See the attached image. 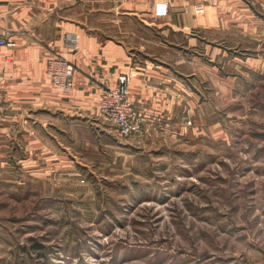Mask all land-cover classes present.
Here are the masks:
<instances>
[{"label":"rangeland","instance_id":"374dc122","mask_svg":"<svg viewBox=\"0 0 264 264\" xmlns=\"http://www.w3.org/2000/svg\"><path fill=\"white\" fill-rule=\"evenodd\" d=\"M257 43L207 56L219 82L186 105L182 132H84L31 166L0 142V264H264Z\"/></svg>","mask_w":264,"mask_h":264},{"label":"crops","instance_id":"0c3cea01","mask_svg":"<svg viewBox=\"0 0 264 264\" xmlns=\"http://www.w3.org/2000/svg\"><path fill=\"white\" fill-rule=\"evenodd\" d=\"M208 1L0 0V33L12 43L0 47V142H11L12 160L31 166L61 157L55 148L81 144L84 132L115 133L96 106L99 91L122 73L143 136L182 132L186 105L196 96L203 103L211 77L219 82L211 60L231 45H264V0ZM158 2L166 3L165 16L153 15ZM66 35L78 36L76 50L64 46ZM55 55L73 65V88L51 83L46 63Z\"/></svg>","mask_w":264,"mask_h":264},{"label":"built area","instance_id":"2783aa9c","mask_svg":"<svg viewBox=\"0 0 264 264\" xmlns=\"http://www.w3.org/2000/svg\"><path fill=\"white\" fill-rule=\"evenodd\" d=\"M212 3V0L208 1ZM196 11H202L203 5H195ZM167 7L165 2L153 5V15L165 16ZM77 35H66L64 46L70 50L77 49ZM12 45L0 33V47ZM46 73L51 83L61 89L73 88L74 68L71 62L60 55H55L47 60ZM130 76L127 73L119 74L114 86L102 88L98 93L96 106L97 114L110 123L116 135L121 138L139 136L143 132V118L134 108L130 100ZM3 98V84L0 78V106Z\"/></svg>","mask_w":264,"mask_h":264}]
</instances>
